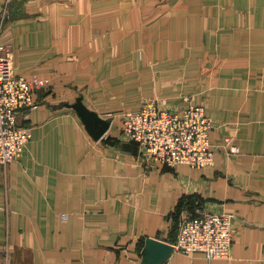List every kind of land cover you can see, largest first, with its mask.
<instances>
[{
	"label": "crops",
	"instance_id": "crops-1",
	"mask_svg": "<svg viewBox=\"0 0 264 264\" xmlns=\"http://www.w3.org/2000/svg\"><path fill=\"white\" fill-rule=\"evenodd\" d=\"M0 26L15 73L46 82L0 166V261L141 264L148 238L173 243L206 211L232 215L230 256L162 264H264V0H0ZM145 99L202 105L213 165L147 164L121 135ZM78 100L110 123L100 139Z\"/></svg>",
	"mask_w": 264,
	"mask_h": 264
},
{
	"label": "built area",
	"instance_id": "built-area-1",
	"mask_svg": "<svg viewBox=\"0 0 264 264\" xmlns=\"http://www.w3.org/2000/svg\"><path fill=\"white\" fill-rule=\"evenodd\" d=\"M0 26V166L18 159L31 138L28 127L19 124L36 108L33 91L45 85L37 78L17 75L13 66V51L1 41ZM154 99H145L136 111L122 116L121 135L134 142L147 164L175 168L184 164L190 168L213 165L214 152L208 140L212 127L202 105L188 104L170 109ZM231 154H238L231 139L223 140ZM232 215L196 211L181 218L173 252L190 255L201 252L208 260L226 259L233 242ZM0 264L7 262L0 261Z\"/></svg>",
	"mask_w": 264,
	"mask_h": 264
},
{
	"label": "water",
	"instance_id": "water-1",
	"mask_svg": "<svg viewBox=\"0 0 264 264\" xmlns=\"http://www.w3.org/2000/svg\"><path fill=\"white\" fill-rule=\"evenodd\" d=\"M73 107L77 111L89 134L95 140L100 139L109 128L110 123L101 119L95 112L89 110L80 100H78ZM172 253L173 246L171 243L148 238L145 241L142 252L143 258L141 264H162Z\"/></svg>",
	"mask_w": 264,
	"mask_h": 264
},
{
	"label": "trees",
	"instance_id": "trees-1",
	"mask_svg": "<svg viewBox=\"0 0 264 264\" xmlns=\"http://www.w3.org/2000/svg\"><path fill=\"white\" fill-rule=\"evenodd\" d=\"M191 198V197H189ZM188 197L183 198L176 207V211L179 212L184 206L188 205L191 208V213L193 214L194 207H193V201H191ZM192 199V198H191ZM178 227V225H177ZM176 227V229H177Z\"/></svg>",
	"mask_w": 264,
	"mask_h": 264
},
{
	"label": "rangeland",
	"instance_id": "rangeland-1",
	"mask_svg": "<svg viewBox=\"0 0 264 264\" xmlns=\"http://www.w3.org/2000/svg\"><path fill=\"white\" fill-rule=\"evenodd\" d=\"M149 164H151V163H149ZM176 237H177V235H176Z\"/></svg>",
	"mask_w": 264,
	"mask_h": 264
}]
</instances>
